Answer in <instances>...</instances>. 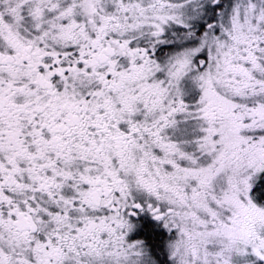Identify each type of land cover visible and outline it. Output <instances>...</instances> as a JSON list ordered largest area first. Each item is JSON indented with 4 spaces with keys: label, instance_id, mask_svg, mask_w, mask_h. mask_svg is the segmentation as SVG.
<instances>
[{
    "label": "snow or ice",
    "instance_id": "snow-or-ice-1",
    "mask_svg": "<svg viewBox=\"0 0 264 264\" xmlns=\"http://www.w3.org/2000/svg\"><path fill=\"white\" fill-rule=\"evenodd\" d=\"M0 264H264V0H0Z\"/></svg>",
    "mask_w": 264,
    "mask_h": 264
}]
</instances>
